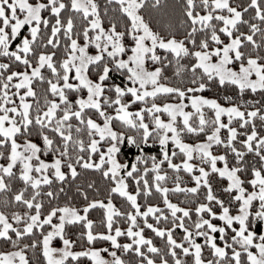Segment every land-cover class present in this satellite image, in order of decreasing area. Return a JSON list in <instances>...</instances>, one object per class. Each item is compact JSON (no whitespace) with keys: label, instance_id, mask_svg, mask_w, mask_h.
Listing matches in <instances>:
<instances>
[{"label":"snow or ice","instance_id":"1","mask_svg":"<svg viewBox=\"0 0 264 264\" xmlns=\"http://www.w3.org/2000/svg\"><path fill=\"white\" fill-rule=\"evenodd\" d=\"M0 264H264V0H0Z\"/></svg>","mask_w":264,"mask_h":264},{"label":"trees","instance_id":"2","mask_svg":"<svg viewBox=\"0 0 264 264\" xmlns=\"http://www.w3.org/2000/svg\"><path fill=\"white\" fill-rule=\"evenodd\" d=\"M99 2H100L101 6H102V8H103L104 4L106 3V0H99ZM93 215L95 216L96 214L93 213ZM156 243H157V244H160L159 239L156 240Z\"/></svg>","mask_w":264,"mask_h":264}]
</instances>
